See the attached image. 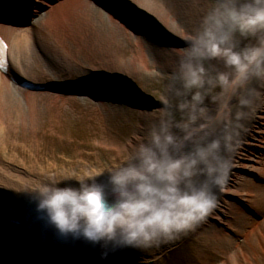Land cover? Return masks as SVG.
I'll return each instance as SVG.
<instances>
[{"label": "clouds", "instance_id": "9594fccd", "mask_svg": "<svg viewBox=\"0 0 264 264\" xmlns=\"http://www.w3.org/2000/svg\"><path fill=\"white\" fill-rule=\"evenodd\" d=\"M183 39L158 106L113 163L16 189L60 238L86 243L102 264L124 250L173 244L204 224L264 112V0H210ZM218 264H240L237 250Z\"/></svg>", "mask_w": 264, "mask_h": 264}, {"label": "bare ground", "instance_id": "6f19581e", "mask_svg": "<svg viewBox=\"0 0 264 264\" xmlns=\"http://www.w3.org/2000/svg\"><path fill=\"white\" fill-rule=\"evenodd\" d=\"M167 1L0 0V39L7 44L10 56L12 54L14 57L25 59L27 55L38 54L40 56L37 58L45 56L50 61L51 58L70 53L64 47V40H69L73 44L80 39L88 41L83 34L86 25L89 27V24H86V17L94 16L90 21L94 23L95 28L90 31L93 34L89 40L91 50L89 52L99 48L98 51H102V55L108 57L107 60L109 56L114 60L118 56L111 49L112 44H117L120 50L124 49L126 37L136 48L129 61L123 62L121 69L154 74L158 70L166 71L171 67L174 59L173 50L184 47L183 36L191 31L187 29L182 32V25L186 23L182 21L181 13L178 19L173 17L174 28L167 26L168 4L170 5L172 0H169V3ZM176 2L179 4L182 0ZM176 2H171L177 6H172L175 11L178 10ZM181 9L188 14L192 11L185 4H181ZM190 15L192 17V14ZM99 17L104 19L102 24H99L101 20ZM98 51L92 55H96ZM0 54L3 55V52ZM0 60L5 61L3 56ZM9 63H14L12 57ZM117 68L113 69L117 71L119 70ZM151 68L157 71L150 72ZM9 71L10 69L8 73ZM87 73L83 84L72 83L69 89H73L74 92L67 95L78 98L77 89L80 88L82 92H87V95L99 93L100 97L107 99L105 103L125 104L131 112L140 117H143L148 109V106L144 107L142 104L152 105L149 112L156 108L153 106L157 105L156 101L152 102L153 98L140 90L126 75L102 74L105 80L102 82L99 80V73L92 71ZM5 74L0 72V95L4 76L7 77ZM25 80L36 84L27 78ZM106 82L108 83L105 84ZM3 125L0 120V144L6 143L2 132L7 127ZM1 153L3 152L0 151V207L3 210L0 208V233L3 231L1 235L7 239L4 242L0 240V264H102L96 251L86 243H74L60 238L43 214L36 211V206L30 203L27 197L17 193L16 189L27 186L26 182L29 180L26 181L18 171L14 173L7 170L1 158L4 153L3 155ZM248 176H252L253 179H249ZM263 207L264 112H261L251 125L246 143L236 158V166L232 170L229 184L219 195L217 208L202 226L204 225L206 230L213 225V234L217 236L220 234L215 228L217 224L224 227L221 235H227L228 233H225L227 230L233 231L236 235L242 234L243 242L238 243L236 247L240 264H264ZM29 242L37 245V252ZM178 242L149 251L124 250L112 256L109 264H141L146 261L152 263L166 251L173 249ZM120 256L126 260H121Z\"/></svg>", "mask_w": 264, "mask_h": 264}, {"label": "rangeland", "instance_id": "374dc122", "mask_svg": "<svg viewBox=\"0 0 264 264\" xmlns=\"http://www.w3.org/2000/svg\"><path fill=\"white\" fill-rule=\"evenodd\" d=\"M176 1L178 0H172L170 5L168 4L167 26L174 28L173 17L178 19L181 13L182 21L187 24L182 25V32L192 30L198 25L210 3V0H182L183 3L179 4ZM171 2L178 4L177 11ZM181 4L187 5L192 11L189 14L182 11ZM92 18L86 17V24H89V27L86 25L83 31L88 41L80 39L76 44L69 40L63 41L66 51H70L67 52L68 55L51 58L50 61L45 56H41L43 60L37 58L40 56L38 54L27 55L25 59L14 57L12 54L10 56L14 62L11 68L15 73L48 86L43 90L27 91L15 86L9 79L10 76L7 75V78L3 75L5 80L2 82L0 95V120L7 129H3L2 132L6 143L0 144V148L3 147L0 151L4 153V156H1L2 162L7 170L14 173L18 171L31 183L47 180L49 176L67 179L74 174L87 173L113 163L122 143L142 119L131 112L125 104L105 103L107 99L100 97L99 93L87 95L88 93L82 92L80 88L77 89L78 98H71L67 94L74 91L71 88H67L69 89L67 91L63 87L64 84L71 85L74 82L83 84L88 71L99 73V80H104L102 74L111 76L121 73L129 77L146 95L151 96L152 102L156 101L157 105H153L154 107L159 104L158 94L163 87L165 71L156 72V69L151 68L150 72L156 73L150 74L121 69L123 62L129 61L136 48L126 37H124L126 48L120 50L117 44H112L111 49L118 57L113 60L109 56V60H112L110 62L107 60L108 57L102 55V51H98L99 48L89 52V40L93 34L90 31L95 28L94 23L90 22ZM100 19L99 24H102L104 19ZM97 51L96 55H92ZM114 67H119L117 68L119 70L116 71ZM142 105L148 106L147 112L152 107L151 104ZM248 177L253 179L252 176ZM29 181L26 182L27 185ZM210 226L205 230L204 225H201L154 262L146 261L141 264H218L223 254L236 250L238 243L242 244L243 236L236 235L231 230L225 232L227 235H221L224 227L220 224L215 227L218 229L217 232H220L217 236L213 234V225ZM2 233L3 231L0 233V240L4 242L7 238L1 235ZM29 244L34 251L38 249L37 245L30 242ZM121 260L125 261L126 258Z\"/></svg>", "mask_w": 264, "mask_h": 264}, {"label": "water", "instance_id": "95a60500", "mask_svg": "<svg viewBox=\"0 0 264 264\" xmlns=\"http://www.w3.org/2000/svg\"><path fill=\"white\" fill-rule=\"evenodd\" d=\"M8 216V215H7ZM6 219H7V217H6ZM30 231V230H29Z\"/></svg>", "mask_w": 264, "mask_h": 264}]
</instances>
